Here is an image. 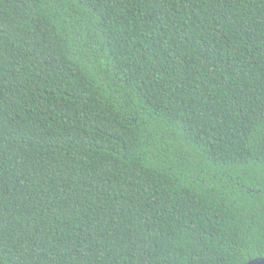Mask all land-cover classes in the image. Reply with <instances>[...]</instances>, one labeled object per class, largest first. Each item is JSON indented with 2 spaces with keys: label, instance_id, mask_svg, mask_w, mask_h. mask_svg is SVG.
I'll list each match as a JSON object with an SVG mask.
<instances>
[{
  "label": "trees",
  "instance_id": "16d2710c",
  "mask_svg": "<svg viewBox=\"0 0 264 264\" xmlns=\"http://www.w3.org/2000/svg\"><path fill=\"white\" fill-rule=\"evenodd\" d=\"M0 264H264V0H0Z\"/></svg>",
  "mask_w": 264,
  "mask_h": 264
}]
</instances>
